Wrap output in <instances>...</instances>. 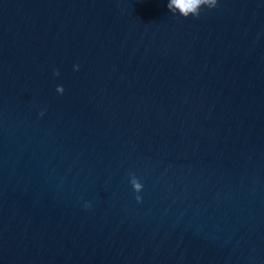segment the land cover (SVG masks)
Returning <instances> with one entry per match:
<instances>
[{"label": "water", "instance_id": "95a60500", "mask_svg": "<svg viewBox=\"0 0 264 264\" xmlns=\"http://www.w3.org/2000/svg\"><path fill=\"white\" fill-rule=\"evenodd\" d=\"M168 2L0 0V264H264V0Z\"/></svg>", "mask_w": 264, "mask_h": 264}, {"label": "clouds", "instance_id": "9594fccd", "mask_svg": "<svg viewBox=\"0 0 264 264\" xmlns=\"http://www.w3.org/2000/svg\"><path fill=\"white\" fill-rule=\"evenodd\" d=\"M219 0H169L167 4L168 10L172 14L179 13L184 18L194 17L199 19L201 16L202 9L207 8L209 10L216 9L218 7ZM76 71H79L80 66L77 64L74 66ZM54 75L57 77L60 76L59 70L54 72ZM57 92L61 95L64 94L65 89L62 85L57 86ZM43 115V113H41ZM131 186L134 191L137 193L136 200L137 202L142 203V197L139 195L143 191V184L136 177L134 173L131 174L130 179ZM90 204H85V208H90Z\"/></svg>", "mask_w": 264, "mask_h": 264}]
</instances>
